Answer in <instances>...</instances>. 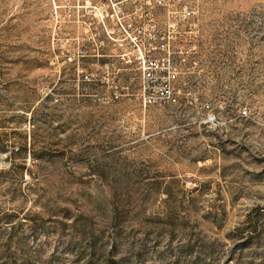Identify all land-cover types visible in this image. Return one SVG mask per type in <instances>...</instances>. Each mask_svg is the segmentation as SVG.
<instances>
[{
  "label": "rangeland",
  "instance_id": "374dc122",
  "mask_svg": "<svg viewBox=\"0 0 264 264\" xmlns=\"http://www.w3.org/2000/svg\"><path fill=\"white\" fill-rule=\"evenodd\" d=\"M77 1L0 0V264H264V0H96L149 81Z\"/></svg>",
  "mask_w": 264,
  "mask_h": 264
},
{
  "label": "built area",
  "instance_id": "2783aa9c",
  "mask_svg": "<svg viewBox=\"0 0 264 264\" xmlns=\"http://www.w3.org/2000/svg\"><path fill=\"white\" fill-rule=\"evenodd\" d=\"M57 8L59 7L53 6L54 10ZM75 9L82 10L81 16L78 15L79 17L83 18L88 16L95 19L97 24L99 23L101 25L103 36L107 40V43H111L112 46L122 52L117 56L119 59L126 61L129 57H134V59L143 64V78L147 81L152 79L153 70L149 66L145 68L143 61L145 42L147 54L154 52L156 49L154 36L150 34L149 30H152V27H149L148 30L139 27L130 18L125 19L121 14L120 9L116 8L115 5L100 3L98 1L96 2V0H83L80 4L79 1H77ZM145 31L149 32L146 36V40ZM94 35V33H91L89 37H77L75 40H71L76 41V43L86 42V40L93 41ZM127 50H129V52H127ZM64 57L66 62L74 63L75 61L83 59L85 55L76 48L74 51L67 52ZM150 64L152 63L149 61V65ZM213 120L214 119L211 118L210 121Z\"/></svg>",
  "mask_w": 264,
  "mask_h": 264
},
{
  "label": "crops",
  "instance_id": "0c3cea01",
  "mask_svg": "<svg viewBox=\"0 0 264 264\" xmlns=\"http://www.w3.org/2000/svg\"><path fill=\"white\" fill-rule=\"evenodd\" d=\"M73 29H75L76 31H78V30H82V29L80 28V26H73ZM83 31H84V33L86 32L85 29H83ZM74 34H77V33H73V34H72V36H73L72 39H73V40H75L77 37H79V35H74ZM85 43H89V41L86 40Z\"/></svg>",
  "mask_w": 264,
  "mask_h": 264
}]
</instances>
